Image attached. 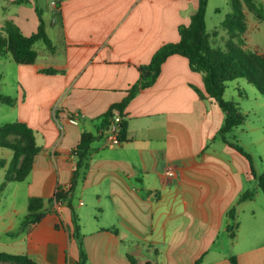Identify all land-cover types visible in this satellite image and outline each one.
I'll use <instances>...</instances> for the list:
<instances>
[{
	"label": "crops",
	"instance_id": "obj_1",
	"mask_svg": "<svg viewBox=\"0 0 264 264\" xmlns=\"http://www.w3.org/2000/svg\"><path fill=\"white\" fill-rule=\"evenodd\" d=\"M56 2L61 18L49 22L47 33L63 44L61 52L54 46L48 49L53 59L39 55L33 65L0 60V94L16 99L14 106L0 103V125L13 122L7 120L15 114L35 131L41 147L32 172L21 182L27 198L47 200L59 186L68 190L75 166L71 153L82 133L103 134L92 145L85 180L73 192L88 264H132L130 257L136 264H194L203 254L202 264H231V256L238 264L258 258L264 264V244L237 254L218 247L228 225L234 227L247 210L251 227L260 222L264 230L254 204L260 193L239 201L250 183L257 184L252 164L215 140L224 112L215 100L198 97L192 86L203 90V76L190 69L186 58L174 55L163 64L154 85L140 91L125 110L127 141L107 145L111 133L110 127L104 129L103 115L127 97L140 79V66L149 64L162 45L179 41V27L189 25L198 0H179L176 16L167 12L166 0ZM187 3L194 11L183 17ZM53 11L52 6L42 13L50 20ZM6 21L26 36L40 24L36 8L0 0V33ZM49 67L64 73L40 72ZM6 153L0 148V159L10 162L13 154ZM254 162L255 173L262 174ZM169 167L172 179L165 175ZM5 171L0 169V182ZM233 207L231 221L227 213ZM9 212L5 221L8 214L0 209V251L28 255L38 264L79 260L65 203H55L24 232V217L17 224L12 214L18 211Z\"/></svg>",
	"mask_w": 264,
	"mask_h": 264
},
{
	"label": "trees",
	"instance_id": "obj_2",
	"mask_svg": "<svg viewBox=\"0 0 264 264\" xmlns=\"http://www.w3.org/2000/svg\"><path fill=\"white\" fill-rule=\"evenodd\" d=\"M28 0H16L17 4H23ZM208 0H198V8L191 16L187 26L179 27L180 39L175 43L164 44L153 55L147 65L139 67L140 79L128 91L127 97L120 103L114 104L103 115L104 129L112 127L117 116L121 118L118 131V139L121 143L127 141L128 126L125 120V110L136 95L157 81L161 74L163 64L174 55H180L189 62L193 72L202 74L204 89L201 90L192 86L201 100L213 99L222 109L225 120L222 128L215 136V140H221L244 155L252 164V172L261 191L264 194V173L257 174L253 169V160L241 146L233 142L229 134L234 129L243 125L246 115L243 114L238 104L228 102L224 99V94L228 83L238 79H245L253 85L264 97V50L259 48L250 49L246 47L249 41L250 24L247 14L251 13L256 19L264 23V6L255 0H243L247 11H244L240 0H231L233 14L226 17L222 27L228 31L230 37L225 48H214L210 44V34L206 28V8ZM54 8L51 23L55 24L61 18V6L58 2ZM36 11L40 24L36 33L31 36L24 35L18 26L12 21H6L3 26V33H0V60L10 57L18 65H33L37 62L39 53L36 44L43 42L50 51L54 50V45L50 39L44 21L42 10L37 6ZM217 35V32L214 33ZM240 42L236 45L234 41ZM46 75H56L64 73L61 70L49 67L40 71ZM0 103L14 106L16 99L1 95ZM103 137V134L96 136L89 132H83L78 146L72 151L75 166L70 182V187L65 190L59 186L54 198L41 199L30 198L28 213L22 222V232L30 226L39 223L53 210L55 203H65L71 211L72 216V237L78 244L79 260L75 264H88L86 252L83 248V234L79 224L78 215L73 203V192L82 183L90 168V155L93 143ZM0 148L10 150L13 154L10 162L0 159V169H6L5 181L2 187L8 182L21 183L25 181L33 170L34 162L41 151V147L36 142L35 131L25 122L15 121L0 125ZM3 189V188H2ZM255 192L247 190L239 201L252 199ZM236 208L233 207L227 217L234 220ZM58 227V226H56ZM228 229L233 232V226L228 225ZM232 238L235 234L232 233ZM205 254L198 258L194 264H202ZM132 264L136 262L130 257ZM231 264H238L237 258H229ZM0 264H38L34 259L24 254H14L0 251Z\"/></svg>",
	"mask_w": 264,
	"mask_h": 264
},
{
	"label": "rangeland",
	"instance_id": "obj_3",
	"mask_svg": "<svg viewBox=\"0 0 264 264\" xmlns=\"http://www.w3.org/2000/svg\"><path fill=\"white\" fill-rule=\"evenodd\" d=\"M178 1L179 0H166L168 8L167 12L169 14L176 16V11L179 6ZM255 1L258 4H263L264 6V0ZM52 2H56V0H33V3L29 0L22 5L32 6L34 8L38 6L41 10H43L45 15L48 8L53 6V4L51 5ZM183 3L184 0H181V4ZM240 3L243 5L244 11H247L243 0H240ZM187 4L189 8L188 10L182 11L183 17L194 11V7H192L190 3ZM16 7L17 5H13L12 9ZM232 14L233 10L231 0H208L205 19L207 33L210 34V44L212 47L225 48L230 35L228 31L222 27V23L225 21L227 16ZM181 15L182 14H180V16ZM43 17L46 24L49 25L52 17H50V20L47 16ZM247 19L249 21L251 31L249 41L245 46L250 47V49L259 48L264 50V23L259 19H256L251 13L247 14ZM215 32H217V35H214ZM50 38L53 45L57 47L59 52H61L63 44L58 41V38H56L54 34H51ZM234 43L236 45H240V42L237 40H235ZM36 49L42 60L45 58H54L53 55H49V50L43 42L36 44ZM224 99L228 102L238 104L243 114L246 115L245 123L238 127V130L234 129L231 134H229L230 139L244 148L247 153H253L255 161L253 162L256 163L257 169L261 173H264V97L245 79H238L228 83ZM15 119L17 118L14 114L7 121H18ZM255 128L258 130L257 132H255ZM237 137H240V142L237 140ZM257 139L258 141L256 143ZM1 151L4 152V156H6V152L12 154V152L7 149H1ZM3 184L4 180L0 182V209L2 212L5 213L6 211L8 214L5 221H8L11 218L9 212L10 209H16L18 213H13L12 217L16 220L17 224H19L21 219L28 213L29 199L26 196V183H6L5 186L2 187ZM13 188H16L14 189L15 192L12 191ZM247 190H252L254 192L258 191L260 193V195L256 197L254 204L256 207L257 219L261 221V219L264 218V194L259 186L257 184L255 185V183H250ZM6 194H8V196H6ZM247 216H250L248 210L242 213L238 221L235 223L232 232L235 234V239L230 237V231L222 233L218 244L220 249H226L229 250L230 253L237 254L240 250L252 247L258 248L264 244V230H262L263 228L261 223L259 222V224L251 227L246 220ZM244 263L263 264V260L258 258L252 261L246 260Z\"/></svg>",
	"mask_w": 264,
	"mask_h": 264
},
{
	"label": "built area",
	"instance_id": "obj_4",
	"mask_svg": "<svg viewBox=\"0 0 264 264\" xmlns=\"http://www.w3.org/2000/svg\"><path fill=\"white\" fill-rule=\"evenodd\" d=\"M53 7L56 8V3L53 2ZM72 123L77 124L78 121L77 119H72L71 120ZM121 122V118L119 116H117L113 122V126L110 128V136L107 138V145L112 147V146H116L119 145L121 142L118 139V131H119V124ZM166 177L172 179L174 177V171L169 167L166 169L165 172Z\"/></svg>",
	"mask_w": 264,
	"mask_h": 264
}]
</instances>
